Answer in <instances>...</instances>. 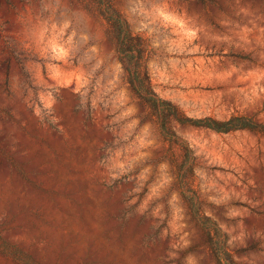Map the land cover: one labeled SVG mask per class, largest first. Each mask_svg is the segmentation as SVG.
<instances>
[{
	"label": "rangeland",
	"instance_id": "374dc122",
	"mask_svg": "<svg viewBox=\"0 0 264 264\" xmlns=\"http://www.w3.org/2000/svg\"><path fill=\"white\" fill-rule=\"evenodd\" d=\"M232 115L264 124V0H0V264H264V133L204 125Z\"/></svg>",
	"mask_w": 264,
	"mask_h": 264
},
{
	"label": "trees",
	"instance_id": "16d2710c",
	"mask_svg": "<svg viewBox=\"0 0 264 264\" xmlns=\"http://www.w3.org/2000/svg\"><path fill=\"white\" fill-rule=\"evenodd\" d=\"M106 11L116 35L117 52L128 80L135 92L145 100L164 121L170 110L164 108L168 105L171 113L177 115V109L170 102L162 99L153 90L148 74L144 68V48L139 36L134 35L128 27L126 20L116 11L111 4L107 3ZM204 124L217 131L228 132L235 129L250 128L264 133V124L257 123L245 116L232 115L226 120H210Z\"/></svg>",
	"mask_w": 264,
	"mask_h": 264
}]
</instances>
